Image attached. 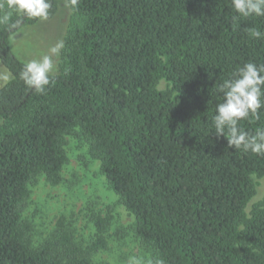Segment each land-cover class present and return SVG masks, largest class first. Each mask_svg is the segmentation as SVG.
Masks as SVG:
<instances>
[{"label": "trees", "instance_id": "1", "mask_svg": "<svg viewBox=\"0 0 264 264\" xmlns=\"http://www.w3.org/2000/svg\"><path fill=\"white\" fill-rule=\"evenodd\" d=\"M63 0H52L49 18ZM4 0H0V3ZM59 70L44 94L19 78L10 37L40 19L0 24V264H91L108 246L97 215L88 247L61 226L39 244L25 212L31 185L63 181L77 133L121 203L150 264H264V200L250 212L264 156L229 148L212 126L218 86L244 63L264 64V17L233 24L231 0H78ZM164 79L168 86L158 87ZM250 133L259 120L241 121Z\"/></svg>", "mask_w": 264, "mask_h": 264}, {"label": "rangeland", "instance_id": "2", "mask_svg": "<svg viewBox=\"0 0 264 264\" xmlns=\"http://www.w3.org/2000/svg\"><path fill=\"white\" fill-rule=\"evenodd\" d=\"M71 13L68 0H63L54 17L24 26L10 37L14 54L26 62L51 55L49 50L58 44L64 46ZM62 49L52 56L55 73L59 70ZM11 78V72L0 61V87ZM167 86L164 79L158 85L160 89ZM66 151L68 161L63 167L60 184L52 185L45 176H40L31 185L32 194L25 215L33 225L34 243H41L63 226L86 248L95 239L94 217L100 215L110 221L105 233L108 246L90 254L91 264H150L151 253L135 234L133 215L110 188L101 173L100 162L89 154L88 144L75 133L67 137ZM254 179L257 191L247 206L249 214L255 204L264 200V176H254Z\"/></svg>", "mask_w": 264, "mask_h": 264}, {"label": "clouds", "instance_id": "3", "mask_svg": "<svg viewBox=\"0 0 264 264\" xmlns=\"http://www.w3.org/2000/svg\"><path fill=\"white\" fill-rule=\"evenodd\" d=\"M78 0H71L75 7ZM15 11L28 19L47 20L52 8V0H4L0 8ZM234 11L233 24L251 17H264V0H231ZM10 13L0 15V24H7ZM250 37L259 39L264 36L260 30L248 29ZM63 44H58L49 51L51 55H43L24 63L19 78L26 88L38 94H44L46 88L54 83L55 64L52 59ZM7 79V78H5ZM222 93V102L216 105V114L212 118V126L217 137L223 136L229 148L264 156V129L255 133L246 131L241 121L259 120L260 110L264 108V64L244 63L228 79L218 86Z\"/></svg>", "mask_w": 264, "mask_h": 264}]
</instances>
